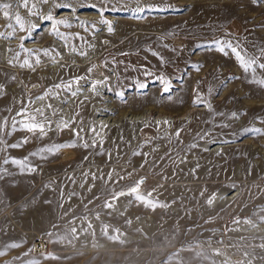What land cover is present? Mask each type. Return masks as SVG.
I'll return each instance as SVG.
<instances>
[{"label": "rangeland", "instance_id": "374dc122", "mask_svg": "<svg viewBox=\"0 0 264 264\" xmlns=\"http://www.w3.org/2000/svg\"><path fill=\"white\" fill-rule=\"evenodd\" d=\"M3 3L12 7L7 18L0 9V121L7 117L10 127L29 100L35 101L29 111L51 104L57 115L46 110L53 124L43 139L18 129L0 144V168L7 169L0 177V264H264V135L246 131L264 130V86L258 83L264 70L245 72L227 46L264 63V0H71L75 13L53 8L52 0L37 5L38 15L52 11L70 22L57 26L67 41L18 0ZM93 4L120 10L101 17L88 7ZM138 7L166 10L132 11ZM102 19L113 26L111 34ZM29 23L39 25L30 37ZM21 45L49 49L51 56L37 53L35 70L22 68L27 54ZM72 46L86 55L72 53ZM75 76H88L76 97L52 87ZM105 76L107 84L94 95L91 81ZM140 84L146 87L138 90ZM50 88L58 98L35 100ZM197 92L211 110L193 105ZM60 114L69 122L63 130L56 128ZM93 127L99 135L89 131ZM81 128L75 148L40 158V149L70 143L72 129ZM14 143L21 146L6 148ZM193 143L198 146L190 148ZM25 157L35 172L3 163ZM141 178V194L151 192L150 199L167 207L153 210L127 195L111 200L110 193ZM106 200L114 207L104 208ZM105 226L118 239L102 235ZM70 227L79 237L69 243L62 238ZM13 242L19 246L8 247Z\"/></svg>", "mask_w": 264, "mask_h": 264}, {"label": "snow or ice", "instance_id": "6c2138e0", "mask_svg": "<svg viewBox=\"0 0 264 264\" xmlns=\"http://www.w3.org/2000/svg\"><path fill=\"white\" fill-rule=\"evenodd\" d=\"M49 2H50V0H35V2L31 6H29V0H22V2H20V0H18V6L26 8L28 10V13L32 16H38V18L41 20V22H43V21L50 22V25L52 28L51 34L59 37L60 39H62L64 41H67L68 37L65 36L62 32H60L58 30V27H57L58 25L70 26V22L67 19H59V20L56 19L55 15L52 11H49L47 14H44L42 16L38 15L37 5H46ZM52 4H53V8H64V9H67V10L73 12V13H75L77 11L76 8L72 7L71 0H52ZM11 7H12V5L10 3L0 4V9L4 10L3 11L4 17H6V18L9 17L10 13L8 10ZM88 7L93 9L96 12V14L100 15L101 17H103L104 13L107 11H118V10H120V9L115 8V7L100 8L94 4L88 5ZM124 10H126V9H124ZM165 10H166L165 8H158V9L147 8L146 9L144 7H138L136 9H133L132 11L135 13H143L145 11L151 12V11H165ZM173 10L174 11H181V9H173ZM14 18H15V22L19 26V28L22 31L25 30V23L22 20L21 16L17 14V15H15ZM101 23L107 25V31L109 34H111L113 32V30H114L113 26L108 21L102 19ZM9 27H12V26L9 25ZM38 27H39V25L36 23H29L27 25V29H26L28 36L30 37L31 33L33 31H35ZM12 35H13L12 32L8 33V37H11ZM0 37H3L2 33H0ZM5 38H7V37H5ZM76 38L81 39L79 37V34H76ZM227 46L231 49L232 54L236 57L240 66L244 69L245 72L249 71L250 69L252 71H255L256 68H259L260 70H264V63H258V61L260 59L259 57H246L245 55L241 54V52L238 50V46H232L231 43H229ZM65 47H68L67 43L65 44ZM88 47H93V45L89 44ZM216 47L219 51H224V48L221 46L219 41L216 42ZM21 48L27 55L25 56L23 62L20 64V67L31 68L33 71L35 70V68L33 66L32 59H31L33 56H35V64L36 65L40 64V62H41L39 55L37 53L42 52L44 56H51L50 50L46 49V48L41 49V50L24 49L23 45H21ZM52 51H55V50L53 49ZM70 51L72 53L78 54L80 56L86 55V53L83 50L78 49L76 46H72ZM261 51L264 52V50H261ZM17 55H19V54H17ZM57 55H59V53H57ZM113 62H115V61H113ZM9 63L11 64L12 61H9ZM104 66L105 67L107 66V62H105ZM61 67H64V66L61 65ZM95 67L96 66L93 65L92 67H89L87 69V72L89 75L92 73V71ZM145 75H150V73H148L146 71ZM81 80H85L87 82L88 76H75V77H72L68 81L61 80L60 83H56L52 87L56 90H62L64 92H67L72 97H76L83 90V85L80 84ZM107 81H108V77H106V76L102 80H92L91 81V87L89 90L94 95H99L100 94L99 89L103 88L107 84ZM161 83L163 84V91L165 93L171 91V84L169 83V81L162 80ZM258 83H260L261 86H264V80H261ZM73 84L77 85L76 90H72ZM2 87L3 86L0 85V89H2ZM144 87H146L145 84H140L138 90L143 89ZM59 95H60L59 91H57V92H55V94H53L52 88H50V89L46 90L43 95L37 96L35 98V100L43 101V100H45L46 97L58 98ZM116 95L118 97L122 98L123 92H117ZM87 99L88 98L86 97L85 100H87ZM31 103H35V101L29 100V103L23 105V107L16 113V116L21 117V119L17 120L14 117L11 121L10 127L8 126V118L7 117H5L3 121H0V144L4 143V137L5 136H11L12 132H14L18 129L26 131V132L32 134L34 137H37L39 139H43L48 134V131L52 127L53 121L48 118V116L46 114V110H51L53 115H57V111L52 108L51 104L42 105L41 107H38V108H35V109L29 111V104H31ZM61 103L66 104L67 100H62ZM81 103H83V101ZM193 105H195V106L203 105V106L209 108L210 110L212 108L211 104L207 103L198 92L193 99ZM240 114L242 115L243 113H240ZM76 115H78V113ZM220 115H222V113ZM232 116L236 117L237 113L233 112ZM72 122H75V117H73ZM163 123L167 125V124H169V121L165 120V121H163ZM157 124L159 126L160 122H157ZM220 126L225 127L226 125H220ZM68 127H69V122L64 121L63 118H61L56 123L57 130H63V129H66ZM104 127H106V125ZM6 128H7V131H6ZM72 131H73V135H74V137H76V139L72 140L70 143L54 144L51 146H45L44 148L40 149V152H39L40 158L46 159L47 155H55L57 151H59L60 149H63V148H75L77 146V139L83 140V137L80 136V132H83L84 130H83V128H81L79 130L72 129ZM89 131L92 133H95L96 135H99V133L96 132V129L94 127L90 128ZM246 131L252 132L254 135L255 134L264 135V130L259 129V128H251V129H247ZM180 132H181V129H177L175 135L177 137H179ZM204 135H208V133H205ZM199 138L201 140H203L204 136H200ZM27 142H28L27 138H25L22 141V143H27ZM222 142H227V141H222ZM101 143H102V141H101ZM209 143H216V141L210 140ZM20 146H21L20 143H14V144L6 145V148H18ZM197 146H198L197 144L193 143L189 147L195 148ZM82 147L88 148L89 144L87 142H84L82 144ZM91 147L95 148L96 143L93 142ZM205 150L207 151L208 149H205ZM45 154H47V155H45ZM134 154H138V153H134ZM30 155L31 156H37L38 153L33 152ZM217 155H219V153H217ZM85 159H87V157H85ZM3 163L4 164L10 163L14 166H17L20 168V170L22 172L27 171V172L31 173V172L36 171V167L29 163L28 157H25L23 159L6 158ZM193 171H195V170H193ZM6 172H7V169L0 168V177H2ZM84 175L87 176L88 174L85 173ZM95 178H96L95 174H93V179H95ZM69 179H71V177H69ZM111 179H112V173H109L108 174V180L110 181ZM119 179L122 180V179H124V177L121 176V177H119ZM106 183H107V181H106ZM142 183H143V179L141 178V180L136 181L133 185H130L126 190L122 189L118 192L110 193L111 200L116 201L120 197L127 195V196L132 197V199H134L135 201L142 203L145 207H151L153 210L157 206L167 207V205H161L160 202L157 200L150 199L151 192H149L147 194V197L145 195L141 194L140 185ZM74 194L75 193H73L72 195H74ZM201 195H204V192H201ZM215 198H216V194L215 193L211 194L209 196V198L207 199L206 203L209 206H211L213 204V201ZM103 207L104 208H113L114 204L106 200L104 202ZM97 218H99V214H97ZM262 219H264V218H262ZM89 228H91V225H89ZM107 228H108V226H105V228L102 232V235H104L105 237H107L108 239H111V240L118 239V237H116V236H109ZM84 231H87V230H84ZM78 237H79V232L76 229V227H70L69 229H67V231L65 232L62 239H67L70 243L71 240L78 239ZM18 246L19 245L16 244L15 242L10 243L8 245V247H10V248H15ZM4 254L5 253L3 251H0V255H4ZM48 258L56 259L57 257L51 256V254H49ZM28 264H39V262L36 260H31L28 262ZM225 264H227V261L225 262Z\"/></svg>", "mask_w": 264, "mask_h": 264}, {"label": "bare ground", "instance_id": "6f19581e", "mask_svg": "<svg viewBox=\"0 0 264 264\" xmlns=\"http://www.w3.org/2000/svg\"><path fill=\"white\" fill-rule=\"evenodd\" d=\"M61 118H63V120H64V117H65V115H63V114H60L59 115Z\"/></svg>", "mask_w": 264, "mask_h": 264}]
</instances>
